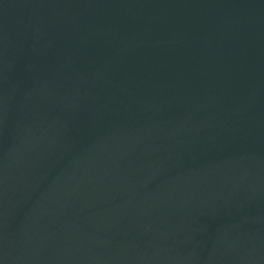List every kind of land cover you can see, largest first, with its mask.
<instances>
[{
	"label": "water",
	"instance_id": "water-1",
	"mask_svg": "<svg viewBox=\"0 0 264 264\" xmlns=\"http://www.w3.org/2000/svg\"><path fill=\"white\" fill-rule=\"evenodd\" d=\"M0 264H264V0H0Z\"/></svg>",
	"mask_w": 264,
	"mask_h": 264
}]
</instances>
